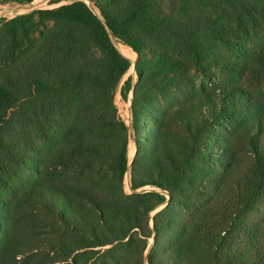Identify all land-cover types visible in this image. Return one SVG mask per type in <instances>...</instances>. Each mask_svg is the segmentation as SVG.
Listing matches in <instances>:
<instances>
[{
    "label": "trees",
    "instance_id": "1",
    "mask_svg": "<svg viewBox=\"0 0 264 264\" xmlns=\"http://www.w3.org/2000/svg\"><path fill=\"white\" fill-rule=\"evenodd\" d=\"M124 1L127 8L122 14L100 4V18L88 0H72L0 26V224L23 212L32 218L45 214L58 219L64 230L89 234L93 240L91 245L80 241L65 253L106 247L127 239L141 228L142 216L167 203L166 195L156 191L135 193L152 186L171 198L154 217V230L169 231L166 239L173 264H264V219H249L264 201L262 109L243 85L220 83L227 77L264 86V0ZM47 22L79 29L81 42L69 37L56 47H37L31 37ZM114 39L139 56L138 82L132 85L129 78L122 88L125 100L133 92L131 127L118 117L113 100L132 67L127 57L133 56H124ZM86 43L96 64L88 57L83 63L69 61ZM41 65L46 66L44 74ZM193 75L224 86L207 100L209 104L180 118L185 143L174 145L169 157L174 172L160 169L151 180L133 179L134 194L124 203H103L64 182L67 174L78 177L100 171L103 153L116 141L112 168L122 181L128 172L129 132L139 145L145 122L159 126L169 95L196 90ZM217 122L230 132L244 124L247 128L243 136L249 162L233 185V201L224 212L195 208L192 219L180 223L168 219L172 207L185 209L179 201L183 187L198 191L201 165L211 163L198 147L207 124ZM226 164L227 169L217 174V186L225 184V171L233 174L238 168L232 153ZM59 171L63 177L57 178ZM136 199L143 201L133 202ZM86 219H96L97 226ZM0 232L5 233L2 228ZM0 264L8 263L0 260Z\"/></svg>",
    "mask_w": 264,
    "mask_h": 264
},
{
    "label": "rangeland",
    "instance_id": "2",
    "mask_svg": "<svg viewBox=\"0 0 264 264\" xmlns=\"http://www.w3.org/2000/svg\"><path fill=\"white\" fill-rule=\"evenodd\" d=\"M71 1L34 0L32 3L26 5L15 2H1L0 26L4 22L16 17L32 14L40 10L55 9L62 5H67ZM88 1L92 11L100 18H102L100 4L118 14H122L127 8V1L124 0ZM80 33L81 31L77 28L67 25L56 26L53 22H47L45 26H41L36 33H33L31 39L37 47L45 44L46 49L51 44L56 47L59 40L68 39L69 37L80 43ZM114 43L124 56L127 53L133 56L131 58L126 56L132 62V67L123 78L113 100V106L116 109L118 117L128 127H131L132 116L130 108L133 92H130L128 99L125 100L122 95V88L129 78H132V85L138 82L135 63L139 56L119 40L114 39ZM89 48L90 46L86 43L84 47H81L77 55L72 54L70 56L69 61L75 60L83 63L86 61V57H88V62L96 64V61L91 58L93 52L87 51ZM124 48H127L128 51ZM45 69V65L40 66L41 73L44 74ZM191 78L196 85V90L187 89L183 95H176L171 92L172 94L170 93L171 95L165 101L159 126L151 121L145 122L142 134L139 136V145L136 143L135 135L129 132L128 172L122 181H119L114 176L112 168L116 156L114 150L117 147L116 141L113 142L111 148H106L103 153L100 171L95 174L80 175L78 177L66 173V176L69 178H65L64 182L72 183V185L81 188L84 193L102 200L103 203L110 201L124 203L134 194L132 189L133 179L140 181L151 180L157 176L160 169L163 170V173L174 172L176 168L170 165L169 157L176 150L174 149V145L180 144L183 146V143H185V140L182 139V136H185V134L183 135L180 118L188 115L189 110L198 109L201 104H209L207 100L217 93V89L224 86L215 80L207 81L197 75H193ZM220 83L229 86L243 85L246 90L254 93L256 99L259 100L264 120V86L259 88L258 82H244L243 79L227 77L223 78ZM202 88L206 90L203 91ZM219 125V122L216 125L212 123L207 124L204 136L200 140L198 150L201 153L209 155L211 163L201 165V175L196 181L195 186L199 187L198 191L183 187L179 201L185 209L179 210L177 206L172 207V211L169 213L170 216L167 217L168 219H176L178 223L186 219H192L191 212L195 208L207 209L213 207L216 212H224L228 204L233 201L235 193L233 185L236 182L238 174L245 173L249 162L247 159L248 148L244 140L246 135L244 134L243 136V131L247 128H245L246 125L244 124L241 128H237L236 132H230V129L226 131L225 128ZM138 148L141 150L139 154ZM224 149L227 151H223ZM231 153L237 160L238 168L233 174L225 171V175H227L225 184L217 186V174L227 169L226 161L230 158ZM59 172L55 173V177H63L61 171ZM203 184L211 186L205 188L204 186L202 187ZM144 191H156L160 194H165L167 203L164 206L157 207L148 216H142L139 220L141 228L133 231L124 241H118L106 247L87 248L76 254L65 253L64 250L77 248L80 245L78 244L80 241L84 240L87 245H91L93 240L89 234L78 236L64 230L63 225L60 224L58 219H53L45 214L32 218L29 212H23L20 217L2 221V224H0V228L5 231V233L0 232V257L3 256V260H0L6 261L8 264H150V261H153L154 264H173L168 239H166V235L170 234L169 231L164 229L158 234L154 230V217L166 208L171 198L162 190L152 186L140 188L135 193H142ZM139 201L143 200L136 199L133 202L137 203ZM42 212H44L43 209ZM215 215L217 214L215 213ZM164 219L165 217L162 218V221ZM249 219H264V201L249 216ZM86 220L91 225L97 226L96 219ZM68 245L69 248H66L65 246ZM2 250L5 251L2 252Z\"/></svg>",
    "mask_w": 264,
    "mask_h": 264
}]
</instances>
